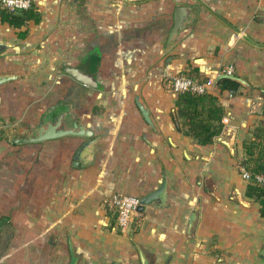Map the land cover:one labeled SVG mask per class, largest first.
<instances>
[{
    "label": "crops",
    "instance_id": "obj_1",
    "mask_svg": "<svg viewBox=\"0 0 264 264\" xmlns=\"http://www.w3.org/2000/svg\"><path fill=\"white\" fill-rule=\"evenodd\" d=\"M31 3L39 20L0 19V76L15 74L0 82V264H264V216L240 168L245 143L264 131V0ZM179 5L195 17L168 42ZM228 64L245 83L211 90L223 126L202 144L183 131L169 79L216 80ZM58 101L90 136L13 140ZM164 179L163 197L118 228L110 197H142Z\"/></svg>",
    "mask_w": 264,
    "mask_h": 264
},
{
    "label": "water",
    "instance_id": "obj_2",
    "mask_svg": "<svg viewBox=\"0 0 264 264\" xmlns=\"http://www.w3.org/2000/svg\"><path fill=\"white\" fill-rule=\"evenodd\" d=\"M195 17V12L188 5H179L176 6L173 13V23L168 33L167 41H173L176 39L179 31L188 23H192ZM1 44V43H0ZM64 70L73 76L75 79L90 85L96 86L97 81L95 77L90 72L80 66L74 65H65ZM15 74L10 73L0 76V82L4 81L10 77H14ZM221 76H227L232 79L239 81L240 83H245V81L234 74H222ZM137 104L146 119L150 124L152 123L149 116V111L145 108L137 99ZM65 134L71 135H81V136H90L92 131L86 125L85 122L80 121L73 110L72 104H66L63 101H58L56 104L52 105L47 109L41 116L40 122L32 128V133L26 137H17L13 140L15 142H24V141H41L47 138L58 137ZM92 140H86L83 142L76 150L74 154V165H79L80 156L83 149L91 142ZM166 190V180L157 187L156 189L146 193L140 198L139 210L143 209V205L149 204L154 200H159L163 197ZM76 258L74 255L71 256L69 264H74ZM143 264H145L144 259H142Z\"/></svg>",
    "mask_w": 264,
    "mask_h": 264
},
{
    "label": "trees",
    "instance_id": "obj_3",
    "mask_svg": "<svg viewBox=\"0 0 264 264\" xmlns=\"http://www.w3.org/2000/svg\"><path fill=\"white\" fill-rule=\"evenodd\" d=\"M33 18L39 20V15L33 8H28L22 13H14L5 8H0V19L6 21L10 25L19 27L26 20ZM26 32H19V35L24 36ZM216 85L220 89H229L233 92L241 86L240 82L227 76H219L216 79ZM206 102L208 104H206ZM177 106L176 117L181 118L183 131L191 135L202 144L209 143L213 137L220 133L223 123L222 116L224 113L223 107L216 102V97L209 93L195 94L189 91L179 92L175 102ZM264 115V103L262 106ZM178 122V121H177ZM180 127V125H178ZM263 131V126L257 128L254 132L252 142L258 143V139ZM251 144L245 143L246 151L251 153ZM262 151V149H260ZM264 154V151H262ZM261 152V153H262ZM256 172H264V162H259L253 168ZM245 194L259 203V212L264 216V186L256 183L248 182L245 189Z\"/></svg>",
    "mask_w": 264,
    "mask_h": 264
},
{
    "label": "built area",
    "instance_id": "obj_4",
    "mask_svg": "<svg viewBox=\"0 0 264 264\" xmlns=\"http://www.w3.org/2000/svg\"><path fill=\"white\" fill-rule=\"evenodd\" d=\"M31 0H0V8L9 11H18L28 9L31 6ZM234 65L228 64L222 71L223 74H233ZM169 87L177 92L189 91L195 94L210 93L216 87V80L210 77L200 78L190 73H176L169 79ZM242 176L251 183L264 186L263 173H251L242 168ZM140 198L138 195L130 193H114L109 204L116 213L117 227L124 230L132 225L135 215L139 213Z\"/></svg>",
    "mask_w": 264,
    "mask_h": 264
},
{
    "label": "rangeland",
    "instance_id": "obj_5",
    "mask_svg": "<svg viewBox=\"0 0 264 264\" xmlns=\"http://www.w3.org/2000/svg\"><path fill=\"white\" fill-rule=\"evenodd\" d=\"M260 139L258 141V143H254L252 141L249 140V142L247 144H251V153H246V157L241 159V171L242 168H245L247 170H249L251 173H256V171L253 170L254 167H256V165L259 162H264V154L262 151H264V131H262L260 137L258 138ZM262 149V151L260 150ZM262 152V153H261ZM258 173V172H257ZM261 173V172H259ZM264 174V172H262Z\"/></svg>",
    "mask_w": 264,
    "mask_h": 264
}]
</instances>
